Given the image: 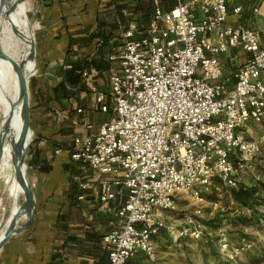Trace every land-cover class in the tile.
Masks as SVG:
<instances>
[{"label":"built area","instance_id":"built-area-1","mask_svg":"<svg viewBox=\"0 0 264 264\" xmlns=\"http://www.w3.org/2000/svg\"><path fill=\"white\" fill-rule=\"evenodd\" d=\"M150 2L149 27L141 30L131 23L121 47L109 57L116 64L110 91L91 88L96 107L112 112V118L96 134L72 139L73 162L102 176L120 175L101 183L100 207L123 192L127 196L118 222L103 237L108 264H128L139 254L154 262V237L177 213L178 196L189 192L203 205L202 189L216 182L237 189L264 149V134L244 135L264 123V29L225 26L227 0H174L170 9L165 7L169 0ZM231 48L249 58L229 87L217 57ZM81 125L92 128L88 118ZM209 206L212 212L223 211L217 201ZM169 232L175 242L205 237L196 228ZM217 244L222 254L232 256L224 232Z\"/></svg>","mask_w":264,"mask_h":264},{"label":"crops","instance_id":"crops-1","mask_svg":"<svg viewBox=\"0 0 264 264\" xmlns=\"http://www.w3.org/2000/svg\"><path fill=\"white\" fill-rule=\"evenodd\" d=\"M54 1L53 22L38 40V71L29 97L33 135L29 183L34 217L27 230L4 245L0 264H108L103 237L118 222L127 199L123 192L102 209L101 183L118 180L120 175H99L73 162L68 149L74 136L94 135L111 119V113L96 107L91 88L110 91V71L116 64L109 57L121 47L123 33L131 23H137L141 30L149 27L152 4L150 0ZM174 3L169 0L165 7L170 9ZM227 7V26L264 29V0H227ZM237 7H241L239 14L234 12ZM217 58L223 65V80L232 87L238 68L249 55L231 48ZM75 64L79 66L74 70L77 82H69L65 77ZM85 118L91 129L81 125ZM244 135L256 138L262 134L250 127ZM81 183L87 185L86 190L80 188ZM81 195L83 200H79Z\"/></svg>","mask_w":264,"mask_h":264},{"label":"rangeland","instance_id":"rangeland-1","mask_svg":"<svg viewBox=\"0 0 264 264\" xmlns=\"http://www.w3.org/2000/svg\"><path fill=\"white\" fill-rule=\"evenodd\" d=\"M54 5V0H27L23 4L20 16L17 15V22L22 21L26 30H28V19L36 42V49L44 28L47 29V26L53 22ZM17 33L21 36L18 31ZM37 71L36 53V59L30 71V88ZM2 115L0 109V119ZM251 127L254 132L263 135L264 125ZM22 129L23 127L19 129L15 137L16 144ZM32 140L33 135L31 143ZM30 149L31 145L25 164H20L21 170L27 175L28 180ZM4 184L5 180H0L1 227L6 225L12 214L11 208L15 203H23L24 200V191L19 193L16 198L12 196L10 198L9 193H3ZM242 185L257 186L259 189L257 203L252 208L241 207L231 197L232 188L218 182L213 184L208 191L201 188L207 200L203 205H197L189 192L180 194L177 213L167 218L165 228L154 237L155 261L149 262L139 254L134 256L128 264H264V149L256 159L253 173ZM212 201L219 202L223 211L212 212L209 206ZM20 222L23 223L24 219ZM189 228L201 230L205 237L196 240L190 236H183L179 242H175L169 232L170 229L182 231ZM221 232H224L231 242L233 248L231 257L222 254L218 247L217 241ZM213 249L219 253L218 256L213 255Z\"/></svg>","mask_w":264,"mask_h":264},{"label":"bare ground","instance_id":"bare-ground-1","mask_svg":"<svg viewBox=\"0 0 264 264\" xmlns=\"http://www.w3.org/2000/svg\"><path fill=\"white\" fill-rule=\"evenodd\" d=\"M23 4L24 3H21L15 12L9 15H4L0 23L1 45L5 53L15 62H20L27 57L30 45V41L28 39V35H30V25L28 19V30L23 27L22 21L20 23L19 21L17 22V15L20 16ZM14 28L21 34V36L17 33V31H14ZM33 63L28 66L29 72L31 71ZM17 98L18 81L15 73L13 72L11 65L0 57V109L3 113L2 118L0 119V126L4 118L9 113L10 105L15 102ZM11 126L12 128L9 135L10 141L7 144L5 156L0 167V180H5L3 192L5 194L9 193L10 198L11 196L16 198L19 193H23L22 191H24V184L18 176V162L22 154L25 152V144L23 141L21 147L18 149L15 142V137L19 129L24 126L23 115L21 114L19 108H17L14 113ZM22 206L23 203H15L12 210V216L18 214L22 210ZM10 221L11 218L0 230V242L4 240L8 233ZM21 224L22 223L19 220L15 222L14 226L18 227Z\"/></svg>","mask_w":264,"mask_h":264},{"label":"water","instance_id":"water-1","mask_svg":"<svg viewBox=\"0 0 264 264\" xmlns=\"http://www.w3.org/2000/svg\"><path fill=\"white\" fill-rule=\"evenodd\" d=\"M26 1L27 0H16L15 2H13L12 0H0V23L4 15H9L15 12L21 3H24ZM14 31H16L15 28ZM28 39L30 41L28 55L24 60L20 62H15L11 57H9L5 53L0 42V57L11 65V68L15 73V76L18 81V98L15 102H13L10 105L9 113L4 118L0 126V167L2 165L5 156L7 144L10 141L9 135L12 128L11 126L12 119L14 117V113L17 108L20 109L21 114L23 115L24 126L16 146L19 149L23 141L25 144L24 146L25 152L24 154H22L18 162V169H19L18 176L24 184L23 206H22V210L18 214L11 216L8 233L5 236L4 240L0 242V251L2 250L4 245L11 239L12 236L27 230L34 217V201H33L32 188L27 178V175L22 172L21 167L19 165V164H25V161L27 159V153L32 139V132L30 130V125H29V97H30L29 83H30L31 73L28 70V66L31 63L35 62L37 49H36V42L34 36L31 32V26H30V35H28ZM22 219H24V222L20 226L15 227L14 226L15 222Z\"/></svg>","mask_w":264,"mask_h":264},{"label":"trees","instance_id":"trees-1","mask_svg":"<svg viewBox=\"0 0 264 264\" xmlns=\"http://www.w3.org/2000/svg\"><path fill=\"white\" fill-rule=\"evenodd\" d=\"M78 67L79 66L75 64L72 67V70L70 71V73L66 74L65 78L67 81H69V82L76 81L74 78L75 77L74 70L77 69ZM110 113L113 116V113L112 112H110ZM68 151H69V156H70L71 148H69ZM257 195H259V189L257 186H246V185L240 184V186L237 189L231 190L232 199L236 203H238L241 207H246V208H252L255 205V203H257V200H258ZM212 253L215 256L219 255V253L214 249L212 250ZM205 257H206V255H205Z\"/></svg>","mask_w":264,"mask_h":264}]
</instances>
